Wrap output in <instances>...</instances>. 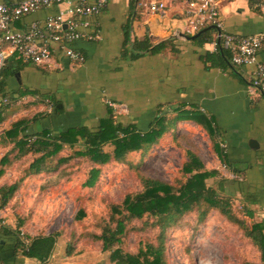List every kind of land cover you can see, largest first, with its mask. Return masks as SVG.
Returning <instances> with one entry per match:
<instances>
[{"label":"crops","instance_id":"0c3cea01","mask_svg":"<svg viewBox=\"0 0 264 264\" xmlns=\"http://www.w3.org/2000/svg\"><path fill=\"white\" fill-rule=\"evenodd\" d=\"M0 1L14 4L21 0ZM153 1L107 0L98 14L87 18L89 25L85 32L97 38H83L72 44L83 54L82 64L72 63L57 46H54L56 67H40L15 56L8 58L0 78V106L3 105L0 138L10 123L34 115L38 119L28 127L29 133L47 129L56 134L71 127L95 129L110 112L123 124H136L144 130L159 114L166 112L172 116L174 107L181 105L203 114L217 129V141L223 145L226 163L237 170L233 174L219 161L228 173L225 176L228 182L233 184L237 179L236 186L228 184V188L233 190L237 203L251 212V217L245 215L246 220L261 223L264 221V96L249 90L254 67L212 63L207 55L217 50L214 37L205 43L194 42L189 37L196 33L190 36L183 33L181 4H168L163 15L149 14L146 8ZM66 8L60 3L40 9L15 21L13 29L25 31L33 22L43 25L47 17ZM220 14L228 33L264 34V18L253 9L250 0L225 2L220 6ZM127 35L137 40L147 38L153 44L173 38V48L145 52L132 59L129 52L125 55L130 47ZM257 56L264 61V49ZM5 98L9 104L2 103ZM107 101L118 104L120 111L112 109ZM49 102L53 104L51 109ZM9 146L7 142L0 143L5 153L11 151ZM7 174L15 177L10 171L3 176L6 178ZM43 176L24 180L11 204L0 210V264H39L22 256L20 251L15 252V245L1 231L5 225L18 226L24 240L26 236L39 235L14 219L25 215L23 204L30 196L27 186ZM65 248L58 237L46 264H73L65 255ZM257 262H261V257Z\"/></svg>","mask_w":264,"mask_h":264},{"label":"trees","instance_id":"16d2710c","mask_svg":"<svg viewBox=\"0 0 264 264\" xmlns=\"http://www.w3.org/2000/svg\"><path fill=\"white\" fill-rule=\"evenodd\" d=\"M196 34L192 40L205 43L213 39L215 29L212 26H206ZM126 39L130 47L127 48L125 55L129 52L132 59L138 58L145 52H160L167 47L173 48L174 40L170 38L153 44L147 38L137 40L127 35ZM207 58L212 63L219 62L222 66H231V52L221 46L215 53L208 54ZM173 112L172 116L166 112L159 114L144 130H140L136 124H123L116 120L112 112L109 117L101 120L95 129L71 127L56 134L47 129L29 133L28 127L38 119L36 115L13 121L0 138V143L7 142L11 150L0 158V177L8 171L15 173V177L7 176L0 183V210L11 204L26 179L43 174L44 176L39 179L38 189L43 191L55 186L60 178L54 176V173L59 171L62 164L74 157L82 158L89 164L84 186L92 188L98 180L100 167L110 162L127 163L131 153L144 155L151 146L157 144L167 132L173 129L175 122L192 121L202 126L213 141L219 161L231 173L237 174V170L226 163L225 152L218 141L216 142L217 129L213 128L206 116L196 110H186L181 105L175 106ZM72 148L74 149L72 154H62L65 150ZM186 154L187 161L182 166V172L187 179L183 183L174 186L157 179L140 176L142 190L135 194H126L121 203L111 207L108 223L98 235L101 250L109 253V260L114 264H167L163 244L166 230L172 228L183 215L196 208L200 209L204 205L205 209L199 212V219H202L209 208L216 209L243 231V236L249 240L253 251L255 250V253L257 252L261 257V262L249 260L242 264H262L264 221L249 223L245 215L251 217V212L244 205L237 204L232 195L233 190L228 188L231 182H228L227 178H221L217 182V188L208 186L207 179L216 177L219 174L218 170H206L195 153L187 150ZM235 183H238L237 179H234L230 186H236ZM83 217L84 211L79 210V218ZM145 217L151 219L150 225H155L159 230L157 243H139L135 253L123 252L119 245L125 234L127 223L131 220H142ZM16 219L21 221V224L27 221L23 215ZM1 233L15 245V252L20 251L22 256L34 259L39 264H46L59 237V234L54 232L48 235L26 236L27 240H24L18 226L8 227L7 225L3 226ZM66 255H70V252L67 251Z\"/></svg>","mask_w":264,"mask_h":264},{"label":"rangeland","instance_id":"374dc122","mask_svg":"<svg viewBox=\"0 0 264 264\" xmlns=\"http://www.w3.org/2000/svg\"><path fill=\"white\" fill-rule=\"evenodd\" d=\"M115 110L119 112L120 108ZM73 150L67 149L62 154H72ZM187 150L196 154L204 169L218 170L216 177L207 179L208 186L217 188V182L228 176L219 164L213 141L203 127L191 121L175 122L173 129L144 155L131 153L127 163L110 162L100 167L98 180L92 188L84 186L89 164L79 157L62 164L54 173L60 178L55 186L40 191V180L31 183L27 186L30 196L23 204L27 218L25 224L38 234L57 232L66 245L65 255L70 252L67 256L74 261L73 264H114L109 260V253L101 250L98 240L102 228L108 223L111 207L121 203L126 194L142 190L140 176L174 186L183 183L187 179L182 172ZM5 152L0 149V158ZM4 178L0 177V183ZM203 209L204 205L183 215L166 230L163 244L167 264L259 261V254L253 251L237 225L213 208L199 219V212ZM79 210L84 211L83 218H79ZM150 220L145 217L127 223L119 245L123 252L135 253L139 243H157L159 230L150 225Z\"/></svg>","mask_w":264,"mask_h":264},{"label":"built area","instance_id":"2783aa9c","mask_svg":"<svg viewBox=\"0 0 264 264\" xmlns=\"http://www.w3.org/2000/svg\"><path fill=\"white\" fill-rule=\"evenodd\" d=\"M107 0H21L14 4L0 1V78L8 58L19 57L40 67H56L55 48L57 46L72 63L82 64L83 54L72 47L77 40L96 39L97 35L85 32L87 18L98 14ZM231 0H154L147 5L149 14L163 15L170 3L181 4L185 27L183 33L193 35L206 26L215 29L213 42L231 52L233 66L253 65L249 90L252 94L264 96V61L258 59V52L264 49V34L237 35L228 33L223 26L220 6ZM253 9L264 18V0H250ZM65 4L67 8L47 17L44 24L33 22L25 31L13 29V23L21 17L50 7ZM9 104L8 99L2 100ZM116 109L118 104L107 101ZM49 102V108H52ZM223 148V145H221Z\"/></svg>","mask_w":264,"mask_h":264},{"label":"water","instance_id":"95a60500","mask_svg":"<svg viewBox=\"0 0 264 264\" xmlns=\"http://www.w3.org/2000/svg\"><path fill=\"white\" fill-rule=\"evenodd\" d=\"M197 34L193 35V36H190L189 38H193L194 36H196Z\"/></svg>","mask_w":264,"mask_h":264}]
</instances>
